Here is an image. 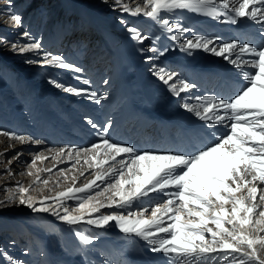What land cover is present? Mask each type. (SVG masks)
<instances>
[{
  "label": "snow or ice",
  "instance_id": "1",
  "mask_svg": "<svg viewBox=\"0 0 264 264\" xmlns=\"http://www.w3.org/2000/svg\"><path fill=\"white\" fill-rule=\"evenodd\" d=\"M104 2L107 3V0ZM111 6L122 13L158 20L169 31H175L171 40L176 41L182 50L211 52L239 70L241 82L230 97L201 95L195 97L196 103L181 105L202 121L205 128L225 126L227 131L215 136L213 143L196 148L191 153L137 151L133 146L107 138L110 123L98 125L86 118L91 128H99L104 134L100 141L89 148H60L55 151L57 155L66 154L69 157L73 153L77 157L84 154L89 167H93L89 161H94V167L100 170L95 173L94 179L86 180L82 186L73 184L55 195H44L42 199L31 194L35 190L32 184L24 186L17 181V187L8 199H0V208L18 202L35 213H48L68 225L86 223L105 228L114 223L125 235L146 241L151 245L152 252L178 259L180 264H193L207 254L217 252L224 254L227 264H264V256L261 255L264 253V44L254 45L239 39L217 44L219 37L202 35L182 40L184 33L190 29L177 26L174 30L169 20L162 18L163 14L180 9L214 19L224 17L223 23L236 24L247 18L264 26V0H141L132 7L126 0H112ZM9 18L14 27L22 26L21 15L11 13ZM126 31L130 39L141 45L147 39L136 27H126ZM22 35L31 42L23 45L12 43V50L21 54H40L41 44L28 32ZM4 43L7 41L0 38V44ZM140 51L158 53V56L164 54L156 47H142ZM158 56L146 59L152 61ZM42 63L74 73L83 71L66 62L61 55L52 53H44ZM150 71L176 97L197 87L195 83L178 79L177 73L165 67L153 65ZM50 82L64 92L84 96L97 104L107 98L85 88ZM83 83L90 81L84 80ZM0 138H5L0 139V144L5 140L9 142L4 151H0V157L16 143H43L5 130H0ZM18 158L19 154L13 156V159ZM47 159L48 156L43 153L33 157L28 172L29 175H36L33 184L37 181L45 187L49 184L48 179L41 180L38 174L31 171L38 160L43 162ZM7 163L11 164L12 160ZM105 165L108 167L105 168ZM41 171L51 172L52 169ZM64 171L61 170L62 173ZM8 174L12 175L10 169ZM80 175L83 176L84 172L81 171ZM76 179V176L72 177L73 181ZM150 194L161 195L164 199L150 208L139 206L131 210L133 205ZM102 196L104 200L97 199ZM70 200L76 201L78 209L86 215H72L64 203ZM49 201H56L59 207ZM101 208L125 209L127 212L114 210L103 214ZM145 213H150V218H145ZM185 217L189 218L188 222ZM76 236L86 245L97 238L80 231L76 232ZM208 236L211 238L208 239ZM0 257L9 264H24V261L14 260L6 252L0 251Z\"/></svg>",
  "mask_w": 264,
  "mask_h": 264
},
{
  "label": "bare ground",
  "instance_id": "2",
  "mask_svg": "<svg viewBox=\"0 0 264 264\" xmlns=\"http://www.w3.org/2000/svg\"><path fill=\"white\" fill-rule=\"evenodd\" d=\"M5 1L13 7L15 12H20L19 15L22 16V26L14 27L9 18L10 14H0V38L8 42L0 44V56L9 52L8 50L11 48L12 43L18 41L20 44L21 42H24V44L31 42L22 35L23 32H28L31 37L41 44V46L43 45L42 50H44L45 53L61 55L66 62L72 63L83 69L81 73H75V77L70 84L67 82L69 77H67V75L64 76V80H61L62 84L76 88H85L107 97L97 104L84 96L72 94L74 95L72 99H76L75 102L79 106L77 112L75 109V112L73 111L74 113H71L74 119L61 116V118L57 120L58 131H48L51 135H56L59 138V147H51L45 143L39 145L31 142L24 144L16 143L15 147L8 148L2 157L4 160H12L14 167H23L24 164L21 163L25 162L26 165L27 160L33 158L37 154L43 153L47 155L49 159L41 163L45 165V168H51V173H62L61 170H65L63 174L66 175L76 173L78 184L86 182V180L94 179L95 173L100 171L94 167V161H89L93 164V167H89L88 164L85 163L84 154L77 157L73 153L72 156L69 157L66 154L57 155L55 151L60 148H89L93 143H98L100 141L101 136L104 134L100 132L99 128H91V126L87 124L86 118L92 119L98 125L110 123L111 128L106 134L107 138L115 143L133 146L137 151L191 153L196 148L213 143L215 136L227 131L225 126H217V128L214 129L205 128L202 121H199L192 113L181 107L183 103H196L195 97L201 95H217L222 98H228L233 94L236 87L241 82V76L239 75V70L222 57H218L202 49L191 51L182 50L176 41L171 40V36L175 34V31H169L168 27L163 26L158 20L143 15L134 16L136 20L135 23H132V20L128 18V20H131L130 27L136 26L138 29L145 32L147 42H144L143 45L129 39L126 34L128 33L126 27L115 32L109 29L102 30L99 25L94 24L92 21L85 22L84 24V21H82L86 19L84 8L89 12L94 10L104 11L106 9L109 11L113 9L112 6L103 10H101L100 7V9H98L99 5L96 7L97 4L104 0H74V3L78 6L77 8L81 18L78 19V16L76 18V27H78V31L75 32V29H73L67 37L52 33L51 27L55 24V14L58 18L65 20V12L67 11L68 2L70 1L47 0L45 3H42V0ZM132 1L134 5L141 2V0ZM48 2H50V7L47 5ZM3 4L5 3L0 0V8ZM42 18L47 19V24L44 28H41L38 24V20ZM162 18L168 19L171 28L174 30L177 26L190 29L189 32L184 33L181 38L182 40L202 35L205 37H219L220 40L217 41V44L231 42L235 39H239L241 42H252L254 45L264 44V26L247 18L239 20L236 24L223 23L224 17L214 19L198 12L180 9L171 13H165ZM13 30L14 32L9 34ZM123 31L124 33H122ZM8 37L12 38L8 39ZM142 47L145 49L156 47L164 54L158 56V53L149 51L142 52L140 51ZM117 48L124 49L127 51V54L130 53V57L128 56L127 58L128 62L126 61L129 64L127 67L128 71L125 75L123 74V76H121L119 73L122 72V66L118 67V77H116L114 69L110 65L113 61V53ZM125 51L123 52L125 53ZM148 56H158V59L148 61L146 59ZM145 61H147V63L144 66L143 62ZM120 63L118 61L116 65H121ZM153 65L165 67L167 70L177 73L178 79H184L190 83H195L197 87L191 91L182 93L180 97H176L167 89V86L160 82L150 71ZM15 69H17V67ZM244 70L247 71L248 69ZM77 77H79V79H77ZM84 80H88L90 83L84 84ZM105 80L108 81L107 84L104 83ZM57 90L55 91L57 92ZM40 97L37 93L30 94V107L34 108L35 103L38 101H40L41 107L46 105L47 102ZM11 100L13 101V98ZM80 100H84L85 102L82 104ZM25 108L28 111L27 115L35 117L36 114H34L32 109L28 108V105L25 106ZM50 110L51 109H48V112H50ZM17 111L15 110V112ZM2 114L4 115V109H2ZM73 125H75L76 128H73ZM72 130H75V132L71 135L69 131ZM29 138L35 141V137L32 135H30ZM8 143L9 142L5 140V143L0 144V151H4ZM17 154H19V158L13 159V156ZM2 159L0 158V160ZM77 160H79V163H77ZM73 165H75V167H73ZM104 167L107 168L108 166L105 165ZM81 171L84 172L83 176L80 175ZM97 183L99 184L100 182L97 181ZM101 187H104V185H101ZM240 195H242V193ZM162 199H164V197L161 195L150 194L149 197H145L143 200L133 205L131 210H136L139 206H147L150 208L155 202ZM55 202H52V204L58 207L59 204ZM64 203L68 208H71L66 201ZM100 210L104 211L106 208H101ZM113 210L124 211L125 214L127 212L125 209L113 208H111L110 211L112 212ZM61 211H63L62 208ZM185 219L189 218L185 217ZM207 238L210 239L211 237L208 236ZM141 244L143 248L151 250V245L146 241L141 239ZM142 255L144 256V253ZM223 255L222 252H217L207 254L206 256L212 258V264H227V261L223 259ZM261 255L264 256V253H261ZM151 263L152 262H150V264Z\"/></svg>",
  "mask_w": 264,
  "mask_h": 264
},
{
  "label": "rangeland",
  "instance_id": "3",
  "mask_svg": "<svg viewBox=\"0 0 264 264\" xmlns=\"http://www.w3.org/2000/svg\"><path fill=\"white\" fill-rule=\"evenodd\" d=\"M2 1L5 4H3V7L1 6L0 8L1 15L11 14V12L20 14V12H15L13 7L6 3L5 0ZM46 1L47 0H42V3H45ZM68 1V8L65 12V20L58 18L55 14V24L53 27H51L52 33L63 37H67L73 29H75V32L78 31V27H76V18L77 16L78 19L81 18L77 8L78 6L76 3H74V0ZM126 2L129 3L130 7L135 6L132 0ZM47 5L50 7V2H48ZM111 5L112 0H107V3L104 1L100 2L96 5V7L98 6V9L101 8V10H103L107 7H110ZM84 10L86 13V19L82 20L84 21V24L85 22L92 21L94 24L99 25L102 30L109 29L111 31L114 30L117 32L123 27H130L131 20L132 23H135L136 21L134 15L122 13L114 9H110L109 11H107L108 9L104 11L94 10L91 12L87 11L86 8H84ZM128 18L131 20H128ZM122 20L125 21V23H121ZM38 24L41 28H44V26L47 24V19L42 18L38 20ZM138 30L140 31L141 36L145 37V32L140 29ZM13 32L14 30L9 34H12ZM122 33H124V31ZM126 34L130 39L129 33ZM9 38L12 37H8V39ZM132 41L137 42L135 40ZM144 42H147V40L145 39ZM16 43L20 44L19 41ZM23 44L24 42H21L20 45ZM41 47L43 49V45ZM122 50L125 51L121 48L115 49L113 53L114 57L112 58L113 64L110 63L114 69L116 77H118V67L122 66V72L119 73L121 76H123V74L125 75L128 71L127 67L129 64L127 63V58L130 53L127 54V51L124 53ZM8 51L9 52L6 54L4 53L5 55L0 56V130L9 131L26 137L32 135L35 137V140H41L43 143L48 144L51 147H59V138L56 135H51L48 131H58L57 120L61 118V116L74 119V117L71 116V113H74L75 109L77 112L79 106L75 102L76 99H72L74 95L64 92L59 88H55L53 83L50 81L53 80L61 83V80H64V76L67 75V77H69L67 82L70 84L72 79L75 77V73L44 65L42 63L43 55L45 53L44 50H42L40 54H35L33 52L21 54L18 51L14 52L12 48H10ZM118 61L119 63L121 62V65H116ZM143 63L145 66L147 61ZM16 67L17 69H15ZM55 90H57V92ZM29 93H37V95L39 97L41 96L40 98L45 100L47 104L41 107L40 101H38L35 103L36 107L35 105L34 108L30 107ZM12 98L13 101L11 100ZM80 101L82 104L85 102L84 100ZM27 105L28 108L30 107L29 109H32L34 114H36L35 117L27 115L28 111L25 108ZM2 109H4V115L2 114ZM48 109H51L50 112H48ZM15 110H18V113L15 112ZM73 128H76V126L73 125ZM33 130L36 131L34 132ZM74 132L75 130L69 131V134L71 133L72 135ZM0 158L2 159V157ZM2 160L3 163H0V199H8V196L15 191L17 187V181H19L24 186L32 184L35 190L31 194L38 199H42L44 195H55V193L66 190L71 185L73 186V184L76 186H82L84 183L82 182L78 184L77 180H72V177L76 176V173L66 175L63 173L41 171L42 169L46 168L45 165H42L41 161L38 160L36 162V167L32 168L31 171L34 174H38L41 180L48 179L49 184L47 187H45L40 181H37L35 184H33V181L36 180V175L28 174L33 158L27 160L26 165L25 162L21 163L24 164L23 167H14L12 163H7L8 160ZM8 169L11 170L12 175L8 174ZM21 172H23L24 175H20ZM95 191L99 190L95 189ZM91 194L94 195V192ZM97 199L104 200V197H98ZM52 202L55 201H49V203ZM66 203L71 206L69 211L72 215H86V213H81V211L78 209L76 201L70 200L66 201ZM37 206H39V204H37ZM110 210L111 208H106V210H100V212L103 214H109L111 213ZM93 215L95 216L98 214ZM144 215L145 218H150V213H145ZM185 221H188V219H185ZM77 231L94 235L97 238L92 244L86 245L76 236ZM0 251L6 252L8 255L12 256L14 260L24 261V264H150V262H152L151 264H180L178 259L176 260L173 257L164 256L163 253L152 252L151 250L143 248V245L141 244V238L125 235L119 230L118 227L115 226L114 223L105 228H97L86 223L68 225L48 213H35L26 206L20 205L18 202L11 204L8 207L0 208ZM143 253L145 257L142 255ZM210 258L211 257L209 256H204L200 259L201 261H194L193 264H200L201 262L203 264H212V258ZM0 264H9V262L3 257H0Z\"/></svg>",
  "mask_w": 264,
  "mask_h": 264
}]
</instances>
